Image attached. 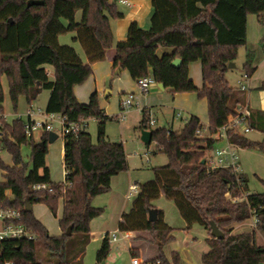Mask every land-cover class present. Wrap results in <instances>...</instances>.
<instances>
[{"label": "trees", "instance_id": "trees-1", "mask_svg": "<svg viewBox=\"0 0 264 264\" xmlns=\"http://www.w3.org/2000/svg\"><path fill=\"white\" fill-rule=\"evenodd\" d=\"M30 1L36 0L0 3V206L18 209L23 217L18 223L36 238L0 242V264H84L92 238L91 223L103 213V209L93 206V200L110 192L112 178L128 171L129 166L123 143L112 142L106 135L107 123L118 119L102 111L97 94L87 105L79 103L75 86L83 85L92 75L91 65L106 59V53L115 45L110 20L122 14L112 0H38L43 4L29 7ZM152 5L149 29L144 30L134 21L127 39L117 43L113 69L127 71L137 83L151 75L173 94L192 93L207 100L210 132L215 133L240 106L246 105L245 94L227 80L228 66L235 64L239 50L247 44L248 16L264 21V0H152ZM79 11L82 18L77 22ZM69 33L75 34L88 63L73 45L60 43L59 37ZM176 60H181L180 66L173 65ZM198 62L202 68L201 88L190 77V65ZM47 67L54 71L53 79ZM243 71L248 78L255 71L251 54ZM2 75L7 76L15 108L22 96L33 106L47 90V113L60 114L70 123L98 121L96 142L85 128L78 136L64 138L63 183L52 181L47 166L48 134L37 141L25 136L26 121L5 120ZM142 118L138 129L152 133L154 153L166 155L169 162L153 168L151 181L137 185L138 193L131 209L122 213L118 231L150 234L149 242L156 246L157 253L145 264H181L177 252L170 259L164 253L174 239V230L165 221L164 212L154 205L160 197L174 202L186 229L198 225L207 232L210 250L203 254L202 264H264V246L256 243V232L264 234V193H251L245 174L238 180L226 169L209 171L207 158L215 142L197 136L201 124L197 117L179 131L153 129L146 111ZM248 123L251 130L264 135V112L249 109ZM229 139L240 149L264 154V139L254 141L237 131H232ZM23 145L30 146L29 162L21 153ZM2 154L11 156V165L4 162ZM243 195H247L244 200L232 202ZM60 201L64 205L59 221L62 234L55 237L26 207L44 204L57 218ZM154 210L158 218L151 223L149 213ZM255 215L259 222L251 233L233 234L236 224L250 221ZM211 221L223 231L224 240L212 237ZM109 234L97 252L96 264L105 262L111 253ZM131 253L139 256L136 249Z\"/></svg>", "mask_w": 264, "mask_h": 264}, {"label": "crops", "instance_id": "crops-1", "mask_svg": "<svg viewBox=\"0 0 264 264\" xmlns=\"http://www.w3.org/2000/svg\"><path fill=\"white\" fill-rule=\"evenodd\" d=\"M129 5H122L118 4V12L122 14L121 18H117V20L111 19V26L113 35L115 38V45L112 49H110L106 54L107 57L104 61L100 63H95L91 65V69L93 70L92 75L86 80V82L83 85L75 86V96L77 98V101L83 105H87L90 101V98L93 94H97L100 101V106L102 111L108 116L112 118H117V115L119 114L120 110V99L128 94L136 95L137 97V105L133 110H131L127 115H130L131 113H134L135 118H137L138 126L136 129L139 128L140 123L142 121L143 111H146L148 113V116L150 118H153L156 123L154 126H152L153 129L156 128H164V129H172L174 131L181 130L186 123L190 121L192 117H197L201 124L204 126H209V116H208V104L207 100L205 99H198L195 94L192 93H183V94H173L172 90L170 88H165V90H162L158 84L151 87V90L147 93L142 92L140 90L139 85L137 82L133 81L130 77V74L127 71H117L113 69L114 67V58H115V50L117 43L121 41H125L127 39V32L129 29V26L135 21L139 24L141 28L144 30H148L151 25V16L153 14V5L152 0H128ZM77 20V17H76ZM247 34H248V40L247 44L244 48H241L239 51V56L241 53V50L245 51V57L243 65L246 62L248 54H251V60H252V66L255 68L254 73L247 79H244V71L241 77L236 78V83H238V89H240L241 85L246 86V91L241 90L245 94L246 99V105L251 110L256 111H262L264 112V89H262V86L264 84V21L261 23L260 20L253 15L248 16V24H247ZM65 36H60V43L63 45H73L75 49L78 50V42L74 39L75 34L71 33L69 40L66 39ZM79 52V50H78ZM84 52V51H83ZM161 55L163 54V50L160 52ZM79 54V53H78ZM84 63H88V58H82ZM236 63V61H235ZM242 65V67H243ZM190 77L194 84L199 88L203 86L202 84V68L201 63H194L190 65ZM49 72V71H48ZM50 73V72H49ZM230 73H227V77ZM51 78H54V71L51 74ZM228 80V78H227ZM110 88L111 91H107L106 94V88ZM49 92V91H48ZM103 94V95H102ZM102 95V96H101ZM115 95L117 97V100L114 102H110V97ZM50 98V92L47 94V97L44 98V105L45 109L47 107V102ZM179 115V118L176 117V115ZM118 119V118H117ZM127 119V118H126ZM125 119V120H126ZM123 120V121H125ZM89 121H87L85 129H87L89 125ZM119 121V120H117ZM98 122V121H97ZM59 137L60 135L57 134ZM107 135V134H106ZM42 136L39 137L41 139ZM109 137V136H108ZM110 139V138H109ZM111 140V139H110ZM39 141V140H38ZM96 142V141H95ZM146 145V144H145ZM150 146V145H146ZM65 157L64 152V141H63V150H62ZM9 157V161H7L6 156ZM2 158L6 164H12V159L9 154H2ZM240 160H242L240 156ZM63 167H64V159H63ZM2 172V171H1ZM66 176V169L64 171V179ZM119 175L114 178H112V187H111V193L116 187L121 186H127L126 188H129V194L125 196L127 200H129L130 196V188L132 186V182L130 180H124V178ZM3 177V173H2ZM57 182V183H63ZM107 203L114 205V198L108 197ZM95 201V199H94ZM93 201V202H94ZM37 206L41 205H35L33 206V213L34 216L42 221V219L39 217L41 211L39 213H36ZM116 206H118V209L116 207L115 215L118 217V223L120 222V219L122 217V213L126 212V208L128 207L127 202L125 200L124 203H119ZM63 201H60L59 209L60 211V218L62 217L63 213ZM157 208V207H156ZM159 208V207H158ZM157 208V209H158ZM165 214V221L169 226L173 228V241L166 245V247L171 246V244L176 243L177 239L175 236V230L181 229L183 231L184 235L183 237H186L185 240L183 239V254H181L177 250H172L171 254L173 252H177L180 256V262L181 264H194V260L192 258V255L190 254L189 248H191L193 251L198 250L199 252H202L199 260L201 261L202 256L204 253H207L210 250L209 245L206 244L207 236H204L205 243H198L195 236H192L191 233L186 229V224L182 221L177 222V226H175L176 222V216H173V220L171 218L169 219L168 214L160 208ZM178 212V211H177ZM180 214V213H179ZM58 217V216H57ZM175 221V222H174ZM43 222V221H42ZM93 222V221H92ZM45 225V223L43 222ZM92 225V223H91ZM46 226V225H45ZM179 227V228H176ZM46 228L49 231V228L46 226ZM255 228L252 225V220L247 221L242 224H236L234 227L233 234H241V233H251ZM50 233V231H49ZM56 233V234H53ZM50 233L52 236L58 237L62 234L61 229L58 224L57 230L55 232ZM109 233L107 231L102 230L100 233H92L91 240H96L99 243V248H101V245L104 236ZM138 234L141 233H131L132 237H137ZM190 239L191 242H189L186 239ZM264 241V234L260 231L256 232V243L260 246H264V243H262L260 240ZM165 247V248H166ZM164 253L167 256V258H171V254L168 255L165 252ZM141 253L142 249L139 247V249H136ZM156 252L153 253L155 255ZM194 255V254H193ZM154 256H147L145 259H151ZM202 262V261H201Z\"/></svg>", "mask_w": 264, "mask_h": 264}, {"label": "rangeland", "instance_id": "rangeland-1", "mask_svg": "<svg viewBox=\"0 0 264 264\" xmlns=\"http://www.w3.org/2000/svg\"><path fill=\"white\" fill-rule=\"evenodd\" d=\"M77 22H79L82 18V11H79L77 13ZM71 33L66 35V39L69 40ZM77 50V49H76ZM79 50V52H78ZM78 50L77 52L79 55H81L82 58H86L87 55L84 54L83 49L80 44H78ZM245 57V51L241 50L240 56L236 60L234 69H231L229 71L228 75V82L231 86L234 88H237L239 85L236 83V78L241 77L243 74V62ZM47 70L52 74V68L47 67ZM1 86L4 92V116L5 120L9 123H12L13 120L21 119L23 121H27V112L33 108L34 110L38 111H46L45 105H44V98L47 97V94L49 92L47 90H44L38 97L37 101L33 103V106H30L27 104L25 97H21L17 103V108L14 107L12 104L11 98H10V89H8V79L6 75L1 76ZM107 91H111V89L108 87L106 88V91L104 94H106ZM103 95V94H102ZM101 95V96H102ZM117 100V97L113 95L110 97V102L114 104V102ZM100 101V99H99ZM135 116L134 113H131L128 115L125 121H109L106 125V134L109 136L112 142L115 143H123L124 149L127 152L128 156V166L129 170L123 173H120V175L125 180H130L132 182V185H137L140 183H146L148 181H151L154 177L153 168L155 167H162L167 166L169 159L166 155L162 153H154L155 152V143H152L150 146H146L141 139V131L139 129H136L138 126L137 118L133 117ZM97 127L98 122L96 119H90L89 125L86 129L90 135H92L94 142L97 141ZM57 134V133H56ZM40 135H36L35 140H39ZM247 138L254 140V141H262L264 139V135L259 131L251 130V132L248 133ZM63 141L64 138L60 136L54 143L48 144V157H47V166L50 168L51 172V179L54 183L57 182H63L64 179V171L65 168L63 167V159L64 154L62 152L63 150ZM21 153L24 157L25 162L30 161V146L29 145H23L21 149ZM239 154L242 158L240 160V163L242 164V172L247 176L249 179V190L251 193H264V154L261 153L258 150L255 149H240ZM6 156V155H5ZM7 161H9V157L6 156ZM120 176V177H121ZM3 181L2 172L0 170V182ZM127 186H121L116 187L113 192L111 193H105V195H100L98 197H95V201L93 202V206L96 208L103 209V213L100 217L93 220L91 225V232L94 233H100L102 230L109 232L110 234L116 233L118 236H120V231H118V217L115 215L114 212H116V207L118 209L117 204L124 203L125 200L127 202L128 207L126 208V212H128L133 204V201L135 200V196L138 193V187L137 191L133 194L132 197H129L130 199L127 200L125 198L126 195L129 194V188H126ZM114 198V205L108 204L107 199L108 197ZM154 205L158 209H163L167 214L169 219L173 220V216H176V222L174 223L175 226H177V222L182 221L180 214L177 212V209L175 207V204L173 201H169L168 199L164 197H160V199L154 201ZM36 213H39V217L42 219V221L45 223V225L49 228L50 233L55 232L58 228L59 224V218H60V211L57 212V218L51 214L49 209L46 205L41 204V206H37ZM40 210V211H38ZM251 221V220H250ZM179 228V227H176ZM192 236H195L198 243H205L204 236H207V232L199 227L198 225L193 226L190 230H188ZM175 236L177 239L176 243L171 244V246L165 248V252L170 255L172 250H177L181 254H183V239L185 240L186 237L183 231L181 229L175 230ZM56 234V233H53ZM151 239V236L149 233H141L138 234L137 237L133 238L130 241H118L116 243L111 244V253L107 260L105 261L106 264H132L131 259L133 258L131 250L133 249H139L141 247L142 251L139 253V258L146 260L145 258L147 256H155L153 255L154 252H156V246H153L150 244L149 240ZM189 242L191 240L188 238L186 239ZM260 240V239H259ZM262 243L264 241L260 240ZM101 245V244H100ZM99 243L96 240H91L90 244L87 247V252L84 258V264H96L97 263V252L99 250ZM189 252L192 255V258L194 260V264H202V262L199 260V257L202 252H199L198 250L193 251L191 248H189ZM157 253V252H156ZM155 253V254H156ZM194 254V255H193Z\"/></svg>", "mask_w": 264, "mask_h": 264}, {"label": "built area", "instance_id": "built-area-1", "mask_svg": "<svg viewBox=\"0 0 264 264\" xmlns=\"http://www.w3.org/2000/svg\"><path fill=\"white\" fill-rule=\"evenodd\" d=\"M5 0H0L2 3ZM122 5H129L128 0H112ZM244 79L247 80L248 76L244 75ZM142 92H149L151 87L155 86L157 83L150 75L149 77L142 78L137 83ZM241 90L246 91V86L241 85ZM137 97L133 94H128L120 99V110L117 115L118 120H125L126 115L135 108L137 105ZM27 121L24 126V133L27 137H36V135H44L49 133H57L63 138L67 136H78V134L86 127L87 122L74 123L69 122L68 119L60 114L42 112L40 110L36 111L31 108L27 114ZM179 118V115H176ZM249 108L247 106H240L235 114H232L226 124L218 129L215 133L210 132L209 126H204L200 124L197 129V136L200 138L212 140L215 142L214 149L209 153L207 161L209 164V171H215L217 169H226L232 175H235L239 180L242 172V164L240 163V148L237 147L229 139V134L232 131H237L241 134L248 135L251 132L249 127ZM156 121L150 118L151 127L154 126ZM45 188V186H43ZM40 189V188H39ZM137 191L136 186L130 188V196ZM229 196V195H228ZM247 195H243V198H234L232 202H239L244 200ZM21 212L13 207H2L0 206V242L9 241L14 239H29L34 240L35 235L29 233L26 228L18 223L22 220ZM252 225L254 228L258 225L259 219L255 215L252 217ZM106 235L104 236V238ZM108 243H116L118 241H130L133 239L131 233L120 232V236L116 233L108 235ZM146 260L139 257H133L131 259L132 264H145ZM5 264H15L14 262H6ZM159 264V263H157Z\"/></svg>", "mask_w": 264, "mask_h": 264}, {"label": "water", "instance_id": "water-1", "mask_svg": "<svg viewBox=\"0 0 264 264\" xmlns=\"http://www.w3.org/2000/svg\"><path fill=\"white\" fill-rule=\"evenodd\" d=\"M39 4H43L42 1L36 0V1L28 2V6L29 7L36 6V5H39ZM180 64H181V60H176L173 63V65H175V66H180ZM228 67H229L230 70L236 68L234 63H230V65ZM118 71L119 72L122 71L121 68H118ZM158 85H159V87L162 90H165V86L164 85H162V84H158ZM141 134H142V136H141L142 142L144 144H146V145H151V143H152V133L149 132V131H141ZM48 136H49V139H48V143L49 144L54 143L59 138V136L56 133H49ZM40 145L44 146L45 142H40ZM201 163L205 164V160H202ZM32 209H33V207L30 204H28L27 207H26V211L29 212V211H32ZM149 214H150L149 222L154 223V221H156L157 218H158V214H157L156 210L150 211ZM210 229H211L212 237L214 239H216V240H224L225 239V234L223 233V231L220 228L217 227V225L213 221L210 222ZM67 232H68L67 233L68 235H71L70 230H68ZM101 264H106V263L102 262Z\"/></svg>", "mask_w": 264, "mask_h": 264}]
</instances>
